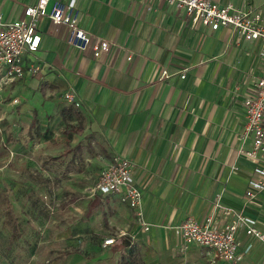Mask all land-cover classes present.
Here are the masks:
<instances>
[{"label": "crops", "instance_id": "1", "mask_svg": "<svg viewBox=\"0 0 264 264\" xmlns=\"http://www.w3.org/2000/svg\"><path fill=\"white\" fill-rule=\"evenodd\" d=\"M57 1L72 0H50L47 12ZM211 1L249 5L260 12L264 24V0ZM36 2L0 0V14L5 20L21 19L24 8ZM74 2L79 26L93 39L108 41L109 51L95 58L90 49L71 47L67 28L44 16L37 23L41 44L25 55V65L38 66L39 74L26 75L8 87L4 101L45 73L55 77L57 87L74 91L92 130L107 140L109 151L129 160L141 189L150 227L143 231L133 220L134 230H126L130 238L122 240L123 247L134 243L135 227L151 233L153 223H158L170 229L178 250L172 227L186 218L202 222L219 197L223 205L259 219L257 227L264 233V207L254 206L253 214L246 211L251 207L243 208L248 202L261 204L264 191L246 198L256 163L239 151L250 147V141H241L242 101L264 68L258 55L261 43L243 40L228 28L213 31L193 24L184 10L165 0ZM253 54L258 61H252ZM163 70L168 78H160ZM183 72L185 77L180 78ZM244 73L252 76L243 81ZM259 164L264 166V157ZM102 197L118 201L116 196ZM237 237L243 260L259 242L243 231ZM248 245L251 248L245 252ZM262 246L257 264L264 258ZM193 248L208 255L197 246L178 253L184 256Z\"/></svg>", "mask_w": 264, "mask_h": 264}, {"label": "rangeland", "instance_id": "2", "mask_svg": "<svg viewBox=\"0 0 264 264\" xmlns=\"http://www.w3.org/2000/svg\"><path fill=\"white\" fill-rule=\"evenodd\" d=\"M71 92L73 101L65 98ZM12 99L0 103V264H210L199 248L179 254L170 229L158 223L151 233L135 227L134 243L110 255L104 240L134 230L135 219L119 201L99 195L95 204L92 183L115 156L107 140L92 130L74 91L57 87L52 74ZM260 202L243 208L253 214L254 206L263 209ZM261 244L238 264L260 262Z\"/></svg>", "mask_w": 264, "mask_h": 264}, {"label": "built area", "instance_id": "3", "mask_svg": "<svg viewBox=\"0 0 264 264\" xmlns=\"http://www.w3.org/2000/svg\"><path fill=\"white\" fill-rule=\"evenodd\" d=\"M165 1L177 10H184L193 24L213 31L228 28L243 40L260 42L258 55L264 61V24L258 10L243 3L221 5L211 0ZM49 2L50 0H37L35 4L24 8L21 19L13 21L3 19L0 14V102L4 101V93L8 87L38 70L34 65H25V55L37 51L41 44L37 23L44 16L55 25L65 26L68 30V44L79 51L90 49L93 57L99 58L111 47L108 41L93 39L79 26V13L74 0L67 4L57 1L50 12H47ZM127 58L130 60L131 57ZM168 77V72L163 70L160 78ZM184 77L183 72L180 78ZM251 82L252 92L242 101L244 123L241 133V141H250V147L239 150L242 155L256 163L253 177L249 179L245 191L249 200L264 191V166L259 164L264 157V68L261 75ZM65 98L73 101L72 92L66 93ZM11 103L17 105L19 102L13 98ZM92 193L116 196L132 212L138 226L144 231L149 230L150 226L143 213L141 189L134 180L129 160L119 155L109 159L100 171ZM172 231L181 253L186 252L190 246L203 248L210 256V264H237L241 261L242 253L238 252L240 242L237 237L240 231L264 245V233L257 227L256 220L223 205L220 197L202 222L186 218L172 227ZM127 235V231L123 230L116 238L106 239L104 243L113 244L116 239L126 238ZM250 248L248 245L245 252ZM261 264H264V258Z\"/></svg>", "mask_w": 264, "mask_h": 264}, {"label": "trees", "instance_id": "4", "mask_svg": "<svg viewBox=\"0 0 264 264\" xmlns=\"http://www.w3.org/2000/svg\"><path fill=\"white\" fill-rule=\"evenodd\" d=\"M105 197V196H104ZM6 203H7V208H8V211H9V203H8V200H6ZM97 203H100V201H99V198H96V201H95V204H97ZM90 211V210H89ZM127 238H130L129 236H126ZM122 240L123 239H118V241L117 240H115V242L111 245V248H110V255L112 254V253H114V252H117V251H120L122 248H123V246H124V244L122 243ZM108 259H110V256L108 257Z\"/></svg>", "mask_w": 264, "mask_h": 264}, {"label": "water", "instance_id": "5", "mask_svg": "<svg viewBox=\"0 0 264 264\" xmlns=\"http://www.w3.org/2000/svg\"><path fill=\"white\" fill-rule=\"evenodd\" d=\"M127 245L130 243V241L129 240H127V239H125V241H124Z\"/></svg>", "mask_w": 264, "mask_h": 264}]
</instances>
